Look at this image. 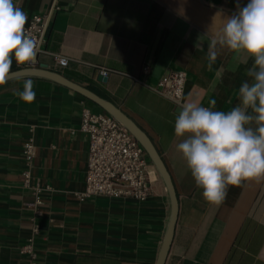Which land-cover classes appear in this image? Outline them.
<instances>
[{
  "label": "crops",
  "instance_id": "1",
  "mask_svg": "<svg viewBox=\"0 0 264 264\" xmlns=\"http://www.w3.org/2000/svg\"><path fill=\"white\" fill-rule=\"evenodd\" d=\"M248 0H239L241 7ZM27 13L50 12L41 68L104 98L150 138L177 196V218L164 264H264V182L230 187L220 207L207 204L176 145L177 106L154 91L172 71L185 74L183 103L227 111L253 61L221 50L207 66L208 27H222L237 0H16ZM55 55L67 58L59 67ZM238 63V67H236ZM147 68L144 72L143 68ZM233 67L235 71L231 70ZM106 69V76L100 74ZM105 78V80L99 79ZM33 81L35 100L13 90ZM84 107L102 108L76 91L39 76L9 78L0 87V264H31L22 248L33 239L35 264H156L171 218L165 183L151 167L144 202L106 197L80 200L88 137ZM108 114V113H107ZM30 143L31 158L24 156ZM28 178L31 188L23 186ZM39 190L41 204L34 205ZM35 208L39 215L31 222ZM34 224L38 233H32Z\"/></svg>",
  "mask_w": 264,
  "mask_h": 264
},
{
  "label": "clouds",
  "instance_id": "2",
  "mask_svg": "<svg viewBox=\"0 0 264 264\" xmlns=\"http://www.w3.org/2000/svg\"><path fill=\"white\" fill-rule=\"evenodd\" d=\"M236 8L222 27H208L206 59L211 68L226 49L236 61L241 56L253 61L237 90L238 102L224 111L215 110L214 102L202 106L189 100L179 106L174 122V135L181 138L176 149L204 201L217 208L230 187L264 182V0H248L243 7L237 0ZM27 20L16 0H0V87L7 84L13 61L23 67L36 60L39 39L26 30ZM13 93L24 102L36 97L31 79Z\"/></svg>",
  "mask_w": 264,
  "mask_h": 264
},
{
  "label": "built area",
  "instance_id": "3",
  "mask_svg": "<svg viewBox=\"0 0 264 264\" xmlns=\"http://www.w3.org/2000/svg\"><path fill=\"white\" fill-rule=\"evenodd\" d=\"M27 13V12H26ZM50 12L44 14L27 13L26 30L39 39V52L47 35ZM55 62L59 67L67 65V58L55 55ZM147 68H143L145 72ZM100 74L106 76L108 71L100 69ZM185 90V74L181 71H172L160 78L154 91L166 97L175 106L183 103ZM80 131L88 137L87 169L85 176V189L77 193L80 200L90 197H106L118 201L144 202L152 194L151 167L153 163L143 147L116 118L107 113H98L88 107L81 111ZM32 147L26 143L24 156L31 158ZM23 186L31 188L28 178ZM34 205L41 204L39 190L35 191ZM39 211L35 208L30 215L34 222ZM32 233H38V225L34 224ZM33 239L22 248V252L30 256L34 263L35 252Z\"/></svg>",
  "mask_w": 264,
  "mask_h": 264
},
{
  "label": "water",
  "instance_id": "4",
  "mask_svg": "<svg viewBox=\"0 0 264 264\" xmlns=\"http://www.w3.org/2000/svg\"><path fill=\"white\" fill-rule=\"evenodd\" d=\"M39 76L44 77L47 79H50L56 83H59L61 85H64L74 91H76L79 94H82L85 98L92 101L94 104L102 108L106 113L110 114L114 118H116L119 122H121L128 131L133 135V137L138 141V143L143 147L145 152L147 153L148 157L150 158L151 162L161 175L163 182L165 183L170 200H171V218L169 222V226L162 244V248L159 254V257L157 259L156 264H164L165 259L167 257L169 247L173 238L176 218H177V196L175 194V189L171 180V177L161 159L159 156L157 150L155 149L152 141L148 137V135L131 119L129 118L125 113H123L117 106H115L110 101L101 98L100 96L96 95L92 91H90L87 88H84L67 78H65L63 75H61L58 72L48 70L46 65H41V68H24L20 69L14 72H11V75L9 78L19 77V76ZM99 79L105 80V78L99 77ZM177 112L179 109L177 108Z\"/></svg>",
  "mask_w": 264,
  "mask_h": 264
}]
</instances>
